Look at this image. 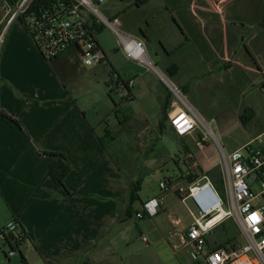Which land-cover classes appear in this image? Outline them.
<instances>
[{"label": "crops", "instance_id": "1", "mask_svg": "<svg viewBox=\"0 0 264 264\" xmlns=\"http://www.w3.org/2000/svg\"><path fill=\"white\" fill-rule=\"evenodd\" d=\"M141 1L120 6L109 17L119 18L126 27L121 17L136 12L126 30L145 42L156 70L127 60L120 48L109 56L97 38L103 29L96 39L105 59L94 66H85L75 49L47 60L36 47L33 56L47 64L37 74L26 75L20 71L22 57L13 40L5 43L0 66V232L12 220L21 224L26 242L18 254H24V264H129L123 253L131 246V220L154 198H163L155 217L166 214V195L160 184L158 194L145 200L140 195L143 210L130 217L134 183L122 172L107 140L111 144L117 135H125L144 138L136 142L140 147H166L160 136L172 134L180 153L176 165L191 163L190 171H180V181L177 175L168 180L173 183L169 191L178 195L177 185L202 183L215 166L208 162L206 147L197 145L201 130L180 138L171 128V114L182 105L166 82L181 90L206 124L195 96L212 88L206 86L210 79L225 85L228 76L230 86L240 92L239 101L264 83V0ZM153 42L157 48L150 50ZM120 55L128 64L123 65ZM82 75L95 81L82 86L75 81ZM112 78L119 81L118 90L110 87ZM201 79L205 83L199 84ZM45 153L64 154L70 162L65 184L71 197L48 177ZM161 221H153L157 230L167 229L158 226ZM173 223L181 239L174 254L180 247L189 254L185 235L193 218L183 227L181 220ZM8 262L13 264L12 258ZM130 264L153 263L138 259Z\"/></svg>", "mask_w": 264, "mask_h": 264}, {"label": "built area", "instance_id": "2", "mask_svg": "<svg viewBox=\"0 0 264 264\" xmlns=\"http://www.w3.org/2000/svg\"><path fill=\"white\" fill-rule=\"evenodd\" d=\"M106 0H0V59L10 27L16 22L34 40L39 41L42 55L53 60L71 49L80 53L85 66L103 62L104 52L98 46L97 30L106 24L118 36L119 48L127 60L141 67L156 70L148 57L145 42L120 30L119 18L108 19L99 8ZM169 88L182 108H176L170 117V126L180 138L191 136L202 127L207 128L199 114L186 102L181 90L169 84ZM133 82L128 84L132 88ZM110 87L118 90L116 78ZM214 123V122H213ZM210 133V131L208 130ZM210 141L208 133L202 134L198 147L203 150ZM222 158L220 165L226 186V198L214 188L209 176L205 183L189 186L177 185L175 191L185 203L191 200L197 213H191L193 223L185 235L189 257L193 264H264V132L237 151L226 153L218 144ZM191 159V158H190ZM172 181H162V192L169 191ZM175 186V185H174ZM163 198H154L137 214L138 219L152 218L162 209ZM233 220L241 241H220L216 231L226 221ZM0 240L12 249V258L26 242L21 224L10 221L0 232ZM143 241L148 243L147 239Z\"/></svg>", "mask_w": 264, "mask_h": 264}, {"label": "rangeland", "instance_id": "3", "mask_svg": "<svg viewBox=\"0 0 264 264\" xmlns=\"http://www.w3.org/2000/svg\"><path fill=\"white\" fill-rule=\"evenodd\" d=\"M131 3L132 0H106L105 4L99 10L103 16L111 19L109 15L115 13L120 6L128 7ZM233 7L235 9L236 5ZM135 14L136 12L134 11V13H128L121 17V21L126 25V27L120 28L123 34H129L126 28L133 26L132 22L134 21V16H136ZM230 27L232 28V25ZM9 38L13 40L14 50L20 51L21 53L20 57H22V61L20 71L23 74H37L36 72L39 68L44 69L47 63L33 56L36 53L34 48L36 49L37 45L19 22H16L14 26L12 25L10 27L6 42ZM97 38L109 56L117 52L119 48L118 36L106 24L103 27L102 33ZM152 48H157L154 42L149 44V49L151 50ZM119 59L122 60L123 65L128 64L121 55ZM1 60L2 58L0 59V66ZM49 65L52 68L54 67L51 63ZM164 74L168 76L166 72ZM226 79L227 83L225 85L220 83L214 84L213 80L210 79L206 83V86L211 85L212 88L209 87L204 92L198 91L195 96V106L204 114L205 121L209 124L207 128L210 133L206 128L202 127L201 136L205 132L209 135L210 141L207 143L205 154L208 162L215 166L214 168H220L222 164L218 144L224 148L226 153H232L264 132V88L262 87L264 84H256L257 86L252 89L254 92L239 101L238 95L240 92L234 88L235 85L230 86L231 83L229 82L230 79L228 76ZM203 80L201 79L199 84L205 83V80ZM75 81L81 82L82 86H84V82H94L95 79L89 75H82L81 77L78 76ZM257 87L261 89L255 91ZM70 91L74 92L72 89ZM78 91L81 90L78 89ZM87 97H89L88 94L85 95L84 99ZM248 110L251 112L247 113ZM241 117L244 120H248L247 118H250V120L247 121V124H243ZM213 119L214 121H212ZM133 124L140 127L142 122H136V124L133 122ZM116 137L117 141L114 143L110 144L111 139L107 140L112 150V155L123 169L122 172L125 173V176L131 182L142 183V192L139 195L144 200L160 192L159 184L161 181L170 180L171 177H175L176 175L177 181H180L182 179L179 176L180 171L191 170L189 167L191 163L189 162L184 163L185 166L176 165V157H180V153L176 138L172 134H165L163 132L160 136L164 138L167 148L163 144H157L156 147H140L136 142L143 141L144 138L141 137L135 139L131 137L129 139L125 135H117ZM166 149H169L170 152H166ZM202 183H205V181H202ZM213 186L220 193L221 197L225 199L226 186L222 176L220 182L218 184L213 183ZM165 195L166 214L155 218H146L145 220H138L134 217L131 220V246L124 250L123 253L125 255L124 258L128 260L129 264L130 261L132 262L138 259H148L153 264H192L187 250H184L182 247L175 250L176 252L174 254V248L181 246V239L175 233L178 230V226L173 221L181 220L183 223L182 227L183 225L186 226L191 223V213H197V209L191 200L184 203L173 192L167 191ZM141 209L143 210L140 202H134V216ZM157 219H162L158 226L162 224V226H167V229L163 227V229L160 228V230H157V224L153 222ZM151 232L154 234L152 235ZM144 238L151 243L148 247L147 243L143 241ZM216 239L222 242L242 240L233 220L226 221L217 229ZM9 250V246L0 240V264H9L8 259H11L7 256ZM12 262L13 264H24L20 254L13 256Z\"/></svg>", "mask_w": 264, "mask_h": 264}, {"label": "trees", "instance_id": "4", "mask_svg": "<svg viewBox=\"0 0 264 264\" xmlns=\"http://www.w3.org/2000/svg\"><path fill=\"white\" fill-rule=\"evenodd\" d=\"M9 1H10V3H13V1H15V0H9ZM140 3H142L141 0H135L134 5L138 6ZM102 29H103V27L99 28L97 31H100ZM34 42L36 43L37 47L40 49L41 45H40L39 41L34 39ZM98 46H99V43H98ZM262 87L264 88V85ZM248 112H251V111L248 110L247 113ZM8 119L11 120L10 117H8ZM247 119L250 120V118H247ZM248 120H244V118L241 117V122L243 124H247ZM45 156L50 160L48 177L52 178L54 180V182L61 188V190L67 196L71 197L73 194L68 190V188L66 187V184H65V180H66L67 176L72 171V166H71L70 162L68 161L67 157L61 153H45ZM207 176L210 177L211 181L214 184H218V182H220L221 176H222L221 168H213L212 170L207 172ZM141 186H142L141 182L131 184V186H130L131 187V201H130L129 212H128V215L130 217L133 216V204H134V202L140 200L139 194H140ZM8 245L11 247V245L9 243H8ZM11 249H12V247H11ZM21 257L24 258L23 255Z\"/></svg>", "mask_w": 264, "mask_h": 264}]
</instances>
